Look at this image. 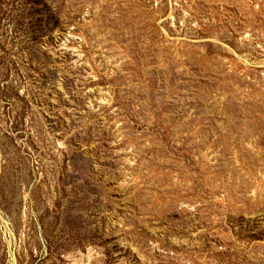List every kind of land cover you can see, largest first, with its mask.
I'll list each match as a JSON object with an SVG mask.
<instances>
[{"label":"rangeland","instance_id":"374dc122","mask_svg":"<svg viewBox=\"0 0 264 264\" xmlns=\"http://www.w3.org/2000/svg\"><path fill=\"white\" fill-rule=\"evenodd\" d=\"M0 264H264V0H0Z\"/></svg>","mask_w":264,"mask_h":264}]
</instances>
